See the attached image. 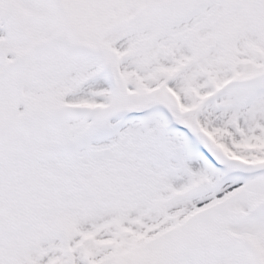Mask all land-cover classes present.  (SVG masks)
Instances as JSON below:
<instances>
[{"label": "snow or ice", "instance_id": "6c2138e0", "mask_svg": "<svg viewBox=\"0 0 264 264\" xmlns=\"http://www.w3.org/2000/svg\"><path fill=\"white\" fill-rule=\"evenodd\" d=\"M0 264H264V0H0Z\"/></svg>", "mask_w": 264, "mask_h": 264}]
</instances>
